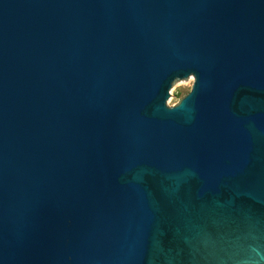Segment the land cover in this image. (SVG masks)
<instances>
[{"label":"water","instance_id":"obj_1","mask_svg":"<svg viewBox=\"0 0 264 264\" xmlns=\"http://www.w3.org/2000/svg\"><path fill=\"white\" fill-rule=\"evenodd\" d=\"M0 264H264V0H0Z\"/></svg>","mask_w":264,"mask_h":264},{"label":"rangeland","instance_id":"obj_2","mask_svg":"<svg viewBox=\"0 0 264 264\" xmlns=\"http://www.w3.org/2000/svg\"><path fill=\"white\" fill-rule=\"evenodd\" d=\"M192 83V77L180 81H175L169 89V98L166 101V105L168 107H171L177 104L180 99L190 91Z\"/></svg>","mask_w":264,"mask_h":264}]
</instances>
